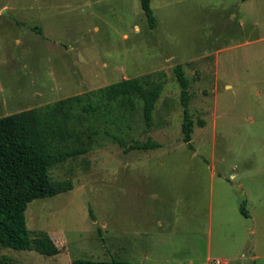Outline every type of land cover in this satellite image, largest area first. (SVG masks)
I'll use <instances>...</instances> for the list:
<instances>
[{
	"label": "rangeland",
	"instance_id": "rangeland-1",
	"mask_svg": "<svg viewBox=\"0 0 264 264\" xmlns=\"http://www.w3.org/2000/svg\"><path fill=\"white\" fill-rule=\"evenodd\" d=\"M151 6L155 28L141 0H0V117L97 103L125 79L161 89L150 123L138 96L104 112L78 104L88 152L51 168L74 187L27 209L33 236L60 251L0 247V264H264V0ZM148 140L161 146L131 147Z\"/></svg>",
	"mask_w": 264,
	"mask_h": 264
},
{
	"label": "trees",
	"instance_id": "trees-1",
	"mask_svg": "<svg viewBox=\"0 0 264 264\" xmlns=\"http://www.w3.org/2000/svg\"><path fill=\"white\" fill-rule=\"evenodd\" d=\"M141 5L150 26L155 28L157 17L151 0H141ZM175 70L182 86L181 96L185 107L184 140L193 148L194 121L188 108L191 97L189 79L182 64H178ZM160 92L159 86L147 87L139 79H125L104 89V101L80 104L83 99L76 96L47 104L41 110L25 109L0 117V247L36 250L50 256L59 253L58 245L47 232L41 231L33 236L28 227L27 209L35 199L55 196L74 187L71 179L54 180L51 168L88 152L81 129L83 113L76 111L78 104L86 113L104 112L112 110L114 101L124 105L138 96L144 102V117L150 123ZM159 146L161 144L154 140L131 145L143 150ZM241 210L245 216H250L244 205ZM73 264L144 263L123 259L102 261L78 258Z\"/></svg>",
	"mask_w": 264,
	"mask_h": 264
}]
</instances>
